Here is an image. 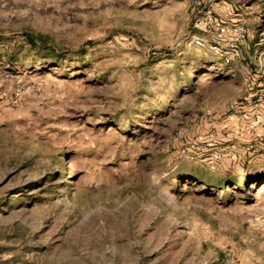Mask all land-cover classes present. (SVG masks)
Masks as SVG:
<instances>
[{"label": "rangeland", "instance_id": "obj_1", "mask_svg": "<svg viewBox=\"0 0 264 264\" xmlns=\"http://www.w3.org/2000/svg\"><path fill=\"white\" fill-rule=\"evenodd\" d=\"M0 264H264V0H0Z\"/></svg>", "mask_w": 264, "mask_h": 264}, {"label": "built area", "instance_id": "obj_2", "mask_svg": "<svg viewBox=\"0 0 264 264\" xmlns=\"http://www.w3.org/2000/svg\"><path fill=\"white\" fill-rule=\"evenodd\" d=\"M199 17L197 18V23L206 29H213L216 35L213 37V44L211 48L216 51H221L223 45L222 42L225 41V37L231 35V38L227 40L228 48L231 51L229 55H226L227 61L239 57L241 46L247 40V32L242 25L229 26L223 21H220L215 17L214 10L210 7L202 6L199 10ZM197 43L201 46H206L204 39H198ZM227 54V53H224Z\"/></svg>", "mask_w": 264, "mask_h": 264}]
</instances>
